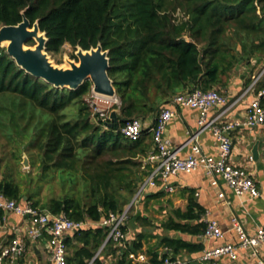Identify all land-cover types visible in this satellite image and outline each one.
<instances>
[{"label": "trees", "instance_id": "obj_1", "mask_svg": "<svg viewBox=\"0 0 264 264\" xmlns=\"http://www.w3.org/2000/svg\"><path fill=\"white\" fill-rule=\"evenodd\" d=\"M23 16L45 33L49 55L64 45L75 51L100 44L107 50L108 74L120 102L113 107L118 112L112 126L111 119L92 110L90 80L76 89L56 87L26 72L0 47V189L72 220L98 221L109 211H122L151 170L144 159L152 136H124L119 129L127 119L154 116L179 91L216 88L241 66L251 67L250 75L264 61V0H0V26L17 24ZM262 81L256 90L264 88ZM23 154L29 167H38L35 175L21 170ZM51 179L60 188L44 200L42 183ZM160 194L137 198L121 227L125 236L108 239L93 264H107L106 258L130 264L128 252L141 251L148 234L141 230L128 239L129 224L152 225L135 204ZM202 214L190 197L185 210H172L159 224L199 234L205 227ZM107 234L101 225L69 233L66 264H87ZM157 244L171 254L190 247L170 236L159 237ZM158 245L145 250L150 263L168 255L159 253Z\"/></svg>", "mask_w": 264, "mask_h": 264}, {"label": "crops", "instance_id": "obj_2", "mask_svg": "<svg viewBox=\"0 0 264 264\" xmlns=\"http://www.w3.org/2000/svg\"><path fill=\"white\" fill-rule=\"evenodd\" d=\"M250 68L241 66L228 77L224 76L222 83L215 88L225 94L229 101V107L221 117V120L241 122L248 103L257 97L256 93L258 90L264 89L259 88L256 90L257 83L261 82L264 77L260 76L257 80L255 79L263 70L264 61L260 66L257 65L249 75ZM249 77L250 81L248 80ZM259 101L260 103L264 102V95L259 97ZM176 110L177 115L166 125L165 137L169 139L170 146L178 150V155L184 157L190 152V142H187V140L189 134L197 129L199 111L191 107H176ZM218 110L211 109L208 116L214 117ZM153 117H147L145 120L152 121ZM230 136L233 148L229 160L249 170L260 194L256 197L248 193L236 195L220 177H218V184L213 186L201 168L190 173L171 175L166 181L159 180L156 186L148 188L143 194L159 192L161 193L160 197L143 200V205L146 203L147 207H150V205L154 207L153 203L155 201L160 207H163V210L158 214L152 215L150 208H147L149 214L145 215L143 213V215L152 225L141 227L140 223L133 220L129 224L126 233L128 239H133L136 233L141 230L148 234L147 239L142 240L143 249L141 251L145 252L149 245L156 247L161 236L177 237L189 243L190 247L181 249L177 254H171L169 248L158 245V252L161 254L168 252V254L182 260L184 264H212L210 262H201L198 258L205 248L225 243H238V235L231 224L233 217L240 221L245 231L249 234H253L258 226L264 225V123L251 127L237 125L230 130ZM198 141L206 155H217V146L211 131H202L198 136ZM255 144H257V158H254L251 152ZM249 155L252 156V160L248 159ZM145 163L149 166L151 165L148 162ZM165 185H171L172 190H166ZM218 191H222L224 197H218ZM190 197H193L196 203L203 208L202 222H204V215L206 218L209 217L218 222L224 231L222 239L205 238L203 232L191 234L189 232L166 230L160 227L159 223L171 215L172 210L177 208L182 211L185 210ZM137 211L138 214H142L141 209ZM196 222V220H191L190 223L194 224ZM29 226L30 222L26 216L0 209V252L15 238L20 239L24 243V250L20 255L15 258L4 256L0 260V264H52L50 248L47 243L48 234L44 233L42 239L32 240L27 235ZM110 260L112 259L106 258L105 261L107 264H112ZM216 264H264V244L258 247L257 254H253L250 248H238L236 258L233 259L223 255L217 259Z\"/></svg>", "mask_w": 264, "mask_h": 264}, {"label": "built area", "instance_id": "obj_3", "mask_svg": "<svg viewBox=\"0 0 264 264\" xmlns=\"http://www.w3.org/2000/svg\"><path fill=\"white\" fill-rule=\"evenodd\" d=\"M263 70L255 77L257 80L263 73ZM264 95V89L258 90L254 99H252L245 110L244 117L241 122L224 121L221 117L225 114L229 107V101L225 94L221 93L215 88L203 90L201 88H194L178 92L172 96L170 101L161 107L152 121H147L142 118L132 117L125 121L119 131L126 137L137 138L144 132H149L152 136L153 145L148 151L145 162L150 163L151 170L142 182L139 183L138 189L133 197V201L125 205L122 211H109L98 221L89 220H72L61 215H52L47 211H40L27 202H18L15 199L4 195L0 189V209L11 211L19 215L26 216L29 219L30 226L27 229V235L32 240H39L43 238V234H48V246L50 248V260L52 264H66L67 245L65 243L66 236L72 231L84 227L91 226H107L108 234L96 254L87 262L93 264V259L99 254L100 249L104 246L108 239L118 241L122 239L125 234L121 227L126 224L129 219V210L133 203L136 202L148 188L157 185V181H166L171 175L178 173H190L196 169L201 168L209 179L211 185L218 184V177H220L226 186L230 188L236 195L250 194L253 197L258 196L259 189L251 176L249 170L244 166L232 163L229 160L232 152V139L230 130L237 125L254 126L264 123V107L259 101V97ZM92 101L96 103V99L100 102L103 100H110L115 97H107L93 92L91 88ZM119 99L116 100V105L119 106ZM90 105L95 112L99 114L102 120L110 119V111L107 109H98L90 102ZM176 107H191L199 111L197 119V129L189 134L187 142H190V152L182 157L178 155V150L170 146V141L165 137V129L167 123L177 115ZM211 109H219L214 117H209L208 113ZM211 131L214 141L217 146V155H206L198 141L199 134L204 131ZM249 160L252 156L249 155ZM165 189L172 190L171 185H165ZM218 197H224L222 191H218ZM204 218L203 236L209 239H222L224 231L215 219ZM232 228L238 235V243H225L210 248H205L199 260L201 262H210L216 264L220 256L227 255L230 258H236L237 249L250 248L253 254H257V249L261 244H264V225L258 226L253 234L245 231L243 225L236 217L231 219ZM24 250V243L15 238L11 243L4 247L0 252V260L4 256H11L12 258L20 255ZM128 259L130 264H153L149 262V256L143 252H128ZM159 264H184L179 258L170 254L164 256Z\"/></svg>", "mask_w": 264, "mask_h": 264}, {"label": "water", "instance_id": "obj_4", "mask_svg": "<svg viewBox=\"0 0 264 264\" xmlns=\"http://www.w3.org/2000/svg\"><path fill=\"white\" fill-rule=\"evenodd\" d=\"M29 40L35 42L33 46L26 44ZM46 42L47 37L40 31L37 21L31 24L25 16L17 24L0 26V47H5L7 53L26 72L61 88L76 89L85 80H90L94 93L107 97L117 96L108 74L107 50H103L100 44L88 50L78 47L75 56L79 63L70 61L69 67H58L45 50ZM110 119V125L115 126L117 121L115 110L111 111ZM251 152L253 157L257 158V144L253 146ZM22 163L24 166L29 165V159L25 154Z\"/></svg>", "mask_w": 264, "mask_h": 264}, {"label": "rangeland", "instance_id": "obj_5", "mask_svg": "<svg viewBox=\"0 0 264 264\" xmlns=\"http://www.w3.org/2000/svg\"><path fill=\"white\" fill-rule=\"evenodd\" d=\"M34 43L35 42L32 40L30 43H26V44L28 46H33ZM75 51L70 46L64 45V47L58 53L53 54V55H49V56H50V59L52 60V62L56 66H58V67H69L70 61L76 62V63L78 62V58L72 56L73 54H75ZM88 97H89V102H91L93 105H95V107H97L98 109L102 110L104 108V109H107L108 111H110V113L113 110L118 112V109L113 108L114 106H116V100H118V97L112 98L110 100H103L101 102L96 99L95 100L96 103L94 102V100L92 101L93 98L91 97V94ZM93 109L94 108H92V110ZM94 113H95V111H94ZM0 141H1V138H0ZM22 159H23V156H22ZM37 168H38L37 166H33V167H29V165L24 166L22 163V160H21V170L23 172L30 171L33 175H35L37 172ZM59 188H60L59 185L55 181H53L52 179L49 181H43L42 187L40 190V197L45 200V199L49 198L52 194L58 192ZM143 202L144 201L137 204V206H135V210L141 209L142 213H144L145 215L149 214V210L147 208H150V213L152 215H154L155 213L158 214L163 210L162 209L163 207H160V205H158L157 202H155V201L153 203L154 207H152L151 205H150V207L149 206L147 207L146 203L143 205Z\"/></svg>", "mask_w": 264, "mask_h": 264}, {"label": "bare ground", "instance_id": "obj_6", "mask_svg": "<svg viewBox=\"0 0 264 264\" xmlns=\"http://www.w3.org/2000/svg\"><path fill=\"white\" fill-rule=\"evenodd\" d=\"M76 63V62H75ZM79 63V60H78V62L76 63V64H78Z\"/></svg>", "mask_w": 264, "mask_h": 264}]
</instances>
